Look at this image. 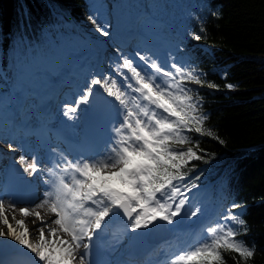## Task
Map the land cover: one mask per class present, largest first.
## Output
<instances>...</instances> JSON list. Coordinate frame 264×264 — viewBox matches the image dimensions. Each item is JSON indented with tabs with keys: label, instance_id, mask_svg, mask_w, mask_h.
<instances>
[{
	"label": "snow or ice",
	"instance_id": "snow-or-ice-1",
	"mask_svg": "<svg viewBox=\"0 0 264 264\" xmlns=\"http://www.w3.org/2000/svg\"><path fill=\"white\" fill-rule=\"evenodd\" d=\"M89 20L100 35H110L95 18ZM200 32H206L203 25ZM190 35L195 40L202 38L195 32ZM117 55L110 67L122 81L110 75L93 76L75 105L64 106V115L74 119L79 107L89 104L94 86L111 98L107 103L116 121L104 153L69 159L52 148L51 166L45 168L36 156L29 162L21 155L18 163L24 173L47 174L41 178L48 190L33 208H17L0 199V238H10L20 246L19 251L31 253L32 264H92V243L113 217L126 218V229L132 233L150 231L160 222L174 224L185 214L189 202L185 192L196 188L203 175L190 176L196 168L192 162H207L194 136L218 139L205 126L208 116L202 108L203 97L188 86L218 87L205 81L199 69L176 62L166 68L137 52L149 72L119 50ZM239 207L233 203L221 217L224 223L201 229L191 244L172 253L163 264H227L225 254H232L235 264H248L255 247L237 239L247 233L246 221L232 211ZM37 209L46 212L42 215ZM198 212L199 208L191 211L190 217ZM16 213L24 219H17ZM30 217L35 218L32 230L25 222Z\"/></svg>",
	"mask_w": 264,
	"mask_h": 264
},
{
	"label": "trees",
	"instance_id": "trees-1",
	"mask_svg": "<svg viewBox=\"0 0 264 264\" xmlns=\"http://www.w3.org/2000/svg\"><path fill=\"white\" fill-rule=\"evenodd\" d=\"M123 1L132 5L127 10L144 9L177 46L185 66L218 85H188L203 97L205 126L218 137L194 136L207 162L193 161L190 176L203 173L196 184L225 193L227 211L233 203L241 206L232 211L246 221L247 233L237 239L255 247L248 264H264V65L248 57L264 54V0ZM93 5L91 0H0V94L14 69L15 51L42 47L55 29L74 32ZM201 25L206 32H200ZM192 32L202 38L193 39ZM231 256L225 254L227 264H235Z\"/></svg>",
	"mask_w": 264,
	"mask_h": 264
},
{
	"label": "rangeland",
	"instance_id": "rangeland-1",
	"mask_svg": "<svg viewBox=\"0 0 264 264\" xmlns=\"http://www.w3.org/2000/svg\"><path fill=\"white\" fill-rule=\"evenodd\" d=\"M121 1L124 3L123 0H111L109 3H106L105 0H91V2L94 3L92 7V12L89 14L85 24L75 29L76 32L65 33L64 31H61L62 28L60 30L55 29L56 31H54L53 33L46 34L47 39L46 42L42 45V47L32 49L30 48L29 50L23 53H18L17 51H15L14 56L16 62L13 63L14 69L11 67L12 71L9 77L10 79L4 86L5 92L0 94V110L6 112L8 111L7 108L11 107V91L13 90L14 85H21L23 81L29 79V71H40V69H42L43 66L45 67L47 63H54L55 61H60L61 59L59 58V56L61 57V54L64 52H68L70 55L73 56L75 55L74 50L77 47H80L82 52V55H80V53L76 54L79 59L81 57H86L90 59L92 58V60H90L91 63H95L94 56L95 53L98 51V49L93 48L92 45H96L100 48H106L109 51L108 54L111 57L112 50H118L117 46L114 45L118 43L120 39V34L124 32L126 30V27L130 26L131 24L132 26L137 23L140 24V34H142V32H148V34L152 37H155L156 40L161 39L164 43V46L163 48L161 47V50L169 56L173 55V57H175L176 63L185 66L184 59L179 56L176 52L177 46L175 44H172L171 41L162 36V34L157 30L154 23L149 21L151 20L150 16L148 19L146 18L145 10L140 9L139 12L127 10V8L130 9V6L132 5H128L127 3L123 4ZM90 16L95 18L99 24L105 27V29L110 33L108 37H104L96 31V28L89 20ZM64 26L66 27V25ZM136 29L138 31V28ZM137 31L132 30V34L140 36L139 34H137L139 33ZM90 34L94 35L96 38H89ZM140 38L142 37L140 36ZM158 51H160V48H158ZM248 57L256 59L262 65H264V54H248ZM163 59L165 61H168L165 56L163 57ZM173 61L174 58L171 61H168L169 65ZM73 62L78 63L79 60ZM64 70H67V68H65ZM80 95L74 97L73 100L78 99ZM1 120L2 119H0V121ZM1 139H3V137H1L0 134V153L4 152L3 155H5L7 153L6 151L15 150V147L13 146L12 149H9L8 143L2 142ZM197 187L200 190L199 193L194 196L189 195V202L187 205H185V209H193V211L199 208V212L196 218L192 219V221H194L193 223H199L200 225L201 223L206 222V220L212 217L213 215H219L220 217H223L228 214L227 204H225V193L221 192L220 189L210 187L209 185H200ZM40 200L41 199H39L36 204H38ZM36 204L31 206L16 207L33 208ZM37 211H39V209H37ZM41 212L42 215L45 214V211ZM200 212H202V214ZM8 214L11 220V210H8ZM182 217L184 216H181V218ZM16 218L24 219V217H21L18 213H16ZM181 218H179V221L181 220ZM187 221L190 222L189 220H186V222ZM219 221H221V223H224L222 219H219ZM11 222L15 226V222ZM26 225L29 227L30 230L34 228L33 223L31 225H28L26 223ZM191 226L192 225H187L182 227H186L188 228L187 230H189ZM127 236L128 234H126V238H128ZM33 238L35 239V234ZM194 239L195 236L192 238L191 243L194 241ZM123 243H125V241Z\"/></svg>",
	"mask_w": 264,
	"mask_h": 264
},
{
	"label": "bare ground",
	"instance_id": "bare-ground-1",
	"mask_svg": "<svg viewBox=\"0 0 264 264\" xmlns=\"http://www.w3.org/2000/svg\"><path fill=\"white\" fill-rule=\"evenodd\" d=\"M132 25V24H131ZM93 46V48H96V45H92ZM80 53V55H82V52H81V48L80 47H77L75 50H74V54L75 55H70L68 52H64V53H62L61 54V57L59 56V58L61 59L60 61H55L54 63L52 62V63H47V65H45V68H46V70L45 71H47V72H50V73H52L53 74V76H51V77H54V78H58L59 79V77L61 76V75H59L60 74V72H61V70H62V68L64 67V66H68V65H70L73 61H76V60H79V57L76 55V54H79ZM159 63L161 64V65H164V61L163 60H160L159 61ZM43 68H44V66H43ZM68 68V67H67ZM41 70V69H40ZM143 70H147L146 68H144ZM42 74H44V73H41V75ZM46 74H48V73H46ZM82 92H78L77 94H81ZM74 104H75V101L72 103V105L74 106ZM199 188L198 187H196V188H193L190 192H185V195L186 196H189V195H192V196H194V195H196V194H198L199 193ZM43 198H41V200H42ZM40 200V201H41ZM38 201V200H37ZM37 201H35L34 203H33V205L34 204H36V202ZM40 203V202H39ZM41 209H39V211H40ZM41 211H45L46 212V210H41ZM191 211H193V209H184V213L185 214H182L181 216H184L185 217V222H184V220H183V224H182V222L181 221H179V218H181V216L180 217H178L177 219H176V222L174 223V224H172V225H168V224H166V227L168 228V230L172 233V232H179L180 230H178L177 228L178 227H182V226H190V225H192L191 227H190V231H189V233H192V229H193V227L196 225V223H193L194 221H192V219H194V218H196V217H190V213H191ZM201 214H202V212H200ZM190 217V218H189ZM115 217H113L109 222H111L113 219H114ZM33 219H35L34 217H30V218H27L26 219V223L28 224V225H31L32 224V221H33ZM186 220H189L190 222H186ZM108 222V223H109ZM107 223V224H108ZM126 223H127V221H125V220H123V221H120V224L119 225H117L115 228H114V230L112 231V233L113 234H115V235H118V234H123L124 232H128V238H127V240L131 243L132 241H133V237L135 236V233H132L131 231H129V230H127L126 229ZM106 224V225H107ZM105 225V226H106ZM196 227V226H195ZM183 228H185L184 230L185 231H187V229L188 228H186V227H183ZM32 229H34V228H32ZM143 231H146V230H142V232ZM123 238H124V235H123ZM126 240V241H127ZM20 248V246L19 245H17L16 244V242L15 241H13V240H11L10 238H0V256H3L5 253H13V252H18V253H27V250H24V252H21V251H19L18 249ZM0 264H4L1 260H0Z\"/></svg>",
	"mask_w": 264,
	"mask_h": 264
},
{
	"label": "water",
	"instance_id": "water-1",
	"mask_svg": "<svg viewBox=\"0 0 264 264\" xmlns=\"http://www.w3.org/2000/svg\"><path fill=\"white\" fill-rule=\"evenodd\" d=\"M98 86H94V88H97ZM165 224L163 222H160L158 224H156L155 227H153L149 233V237L150 239H155L156 235L159 233H165Z\"/></svg>",
	"mask_w": 264,
	"mask_h": 264
}]
</instances>
